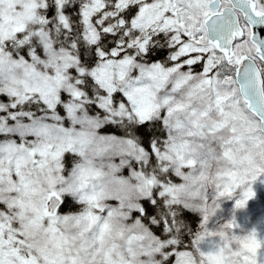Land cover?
Returning <instances> with one entry per match:
<instances>
[{
	"label": "snow or ice",
	"instance_id": "1",
	"mask_svg": "<svg viewBox=\"0 0 264 264\" xmlns=\"http://www.w3.org/2000/svg\"><path fill=\"white\" fill-rule=\"evenodd\" d=\"M264 0H0V264H264Z\"/></svg>",
	"mask_w": 264,
	"mask_h": 264
},
{
	"label": "rangeland",
	"instance_id": "2",
	"mask_svg": "<svg viewBox=\"0 0 264 264\" xmlns=\"http://www.w3.org/2000/svg\"><path fill=\"white\" fill-rule=\"evenodd\" d=\"M252 187L254 196L249 198L243 207L234 209L232 199H222L217 216L226 218L229 215H234L241 228L255 227L264 233V177H258Z\"/></svg>",
	"mask_w": 264,
	"mask_h": 264
}]
</instances>
